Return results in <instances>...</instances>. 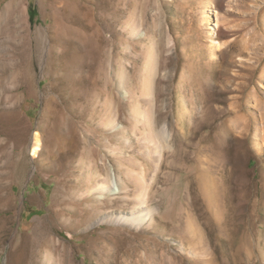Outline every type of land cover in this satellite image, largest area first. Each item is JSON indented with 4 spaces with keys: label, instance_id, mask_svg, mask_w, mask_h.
<instances>
[{
    "label": "rangeland",
    "instance_id": "obj_1",
    "mask_svg": "<svg viewBox=\"0 0 264 264\" xmlns=\"http://www.w3.org/2000/svg\"><path fill=\"white\" fill-rule=\"evenodd\" d=\"M0 166V264H264V0H0Z\"/></svg>",
    "mask_w": 264,
    "mask_h": 264
},
{
    "label": "bare ground",
    "instance_id": "obj_2",
    "mask_svg": "<svg viewBox=\"0 0 264 264\" xmlns=\"http://www.w3.org/2000/svg\"><path fill=\"white\" fill-rule=\"evenodd\" d=\"M221 27L218 28V32H217V37L221 36L222 35V31H221ZM220 45L217 43V48L219 47ZM39 135L37 134V132H34L33 133V137H32V148L29 150V153L32 157H35L39 151L41 150L40 149V146H39ZM1 167V166H0ZM116 180V179H115ZM105 188H111L112 190V180L109 179L108 181V185L105 186ZM143 204V202H141ZM146 217H147V214H143V213H139V212H134L132 213L131 215L129 216H116L114 217V220L115 221H119V222H126V223H135V224H139L140 222H142L143 220L145 221L146 220ZM54 264V259H53V256L51 254H49L48 252H45L44 255L42 256V260L39 261V262H34V264Z\"/></svg>",
    "mask_w": 264,
    "mask_h": 264
},
{
    "label": "trees",
    "instance_id": "obj_3",
    "mask_svg": "<svg viewBox=\"0 0 264 264\" xmlns=\"http://www.w3.org/2000/svg\"><path fill=\"white\" fill-rule=\"evenodd\" d=\"M31 17H33V12H31Z\"/></svg>",
    "mask_w": 264,
    "mask_h": 264
}]
</instances>
